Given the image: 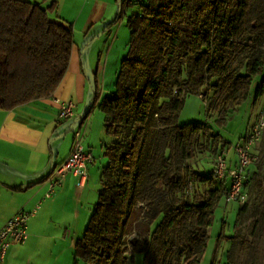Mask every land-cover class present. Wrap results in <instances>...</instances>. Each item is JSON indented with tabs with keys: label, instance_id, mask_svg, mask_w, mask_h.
<instances>
[{
	"label": "trees",
	"instance_id": "16d2710c",
	"mask_svg": "<svg viewBox=\"0 0 264 264\" xmlns=\"http://www.w3.org/2000/svg\"><path fill=\"white\" fill-rule=\"evenodd\" d=\"M131 1L139 12L126 19L114 90L98 103L113 141L103 146L101 188L73 264H130L135 254L143 264H199L229 180L216 178L213 159L210 173L191 161L214 158L225 143L207 123L179 124V112L186 96L202 95L207 116L221 124L247 100L264 72V0ZM51 7L0 0V109L49 98L66 72L73 28L50 18ZM151 117L157 127L148 146ZM256 154L243 185L264 206V167H256L264 152Z\"/></svg>",
	"mask_w": 264,
	"mask_h": 264
},
{
	"label": "crops",
	"instance_id": "0c3cea01",
	"mask_svg": "<svg viewBox=\"0 0 264 264\" xmlns=\"http://www.w3.org/2000/svg\"><path fill=\"white\" fill-rule=\"evenodd\" d=\"M24 1L39 3L44 8L52 6L50 18L72 25L68 67L52 95L71 100L74 115L59 120L58 105L51 97L11 110L0 109V228L17 211L29 210L39 202L36 214L28 220L27 239L9 247L3 264H72L74 245L84 232L101 188V170L107 161L103 155L104 143L98 149L101 155L98 164L93 156L85 177L69 172L50 197L43 196L52 168L71 150L74 131L79 128L84 131L85 149L94 153L90 145L94 143L91 118L83 110L91 92L98 95L100 85H105L110 61L119 62L120 50L112 54L110 47L105 53L102 81V48L113 34L114 22L118 16L136 10L137 5L131 0ZM120 31L121 28L113 44ZM114 67L116 79L118 69L117 65ZM99 94L98 103L107 94L105 88ZM98 103L94 106L98 107ZM101 133H105L104 127ZM229 156L234 160V154Z\"/></svg>",
	"mask_w": 264,
	"mask_h": 264
},
{
	"label": "rangeland",
	"instance_id": "374dc122",
	"mask_svg": "<svg viewBox=\"0 0 264 264\" xmlns=\"http://www.w3.org/2000/svg\"><path fill=\"white\" fill-rule=\"evenodd\" d=\"M141 2L144 3L145 0H141ZM134 12H139V5L136 6V10L128 11L127 16H120L114 22L115 27L113 34L110 36L108 44L102 48L103 52L100 60L101 75H103L102 81H104V66L106 64L105 53L110 47H113L112 54H114L116 50H120L119 62L118 64L116 62L113 64L110 61L105 75V85H100L96 99L91 92L90 99L85 106V110H83V113L88 111V116L91 118V141L94 143L90 145L94 152L93 156L96 158V164H98L101 156L98 153L101 142L107 144V142L112 141L113 137H109L106 133H103L105 135L101 133L104 127L102 119L103 113L94 105L98 103L100 90L105 88L106 95L111 93L109 90H114L116 72L114 66L117 65L116 69H118L120 61L124 57L123 51L124 49L126 51L129 40V30L126 25V19ZM119 28H121L120 34L113 44L112 42L116 39ZM258 47H264V42L259 43ZM262 79H264V72L253 77L247 100L230 114L231 116L227 121L221 124L215 122L213 117L209 118L207 116L206 106L209 97L203 98L202 95L196 94L186 96L183 107L179 112V124L202 122L211 125L213 132L219 134L221 141L225 143V147L230 149L229 155H233L234 152L231 146H234L240 140V137L245 135L249 124L255 119L262 103H264V94L256 96V89L261 85ZM160 101H162V99ZM156 127L154 117H151L146 141L148 146L152 145L155 138ZM75 129H77V126ZM67 134H70V132H67ZM253 152L255 154L264 152V134H262L260 140L253 148ZM212 159V154L207 152L205 154H200L195 160L191 161V164L203 173H210L213 165ZM251 166L254 165H250L248 168ZM256 167H264V158L261 159ZM189 189L190 188H188L187 191L191 192V189L190 191ZM256 195V189L249 188L246 200L247 205L244 209H241V211L239 209L244 203L227 202L223 199L219 202L214 212L213 224L210 229H208L211 236L199 264H226L229 261H232L234 264H264V206H260L259 203H257L255 200ZM233 235H238V239H232L231 237ZM130 238H133V236H130ZM79 264H83V262L79 261ZM130 264H143V255L135 254Z\"/></svg>",
	"mask_w": 264,
	"mask_h": 264
},
{
	"label": "built area",
	"instance_id": "2783aa9c",
	"mask_svg": "<svg viewBox=\"0 0 264 264\" xmlns=\"http://www.w3.org/2000/svg\"><path fill=\"white\" fill-rule=\"evenodd\" d=\"M53 102L58 105V119L71 118L74 115L73 102L61 100L51 95ZM86 118H81L84 121ZM264 134V103H262L255 119L249 124L248 130L234 146V160L231 161L228 147L223 148L213 158V172L217 179L229 180L228 190L225 197L227 202L243 203L247 199L244 191V177L247 168L255 164L259 156L253 152V148ZM84 131L79 128L73 133L72 147L69 154L60 163L55 165L48 177V188L44 198L50 197L57 186L61 184L64 177L73 173L80 177L86 176L87 167L93 162L92 152L85 149ZM39 208V202L29 210H19L13 214L0 228V264H3L9 247L25 242L28 237V220L35 215Z\"/></svg>",
	"mask_w": 264,
	"mask_h": 264
}]
</instances>
